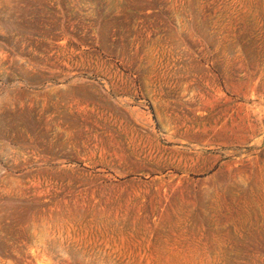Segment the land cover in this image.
Wrapping results in <instances>:
<instances>
[{
	"label": "rangeland",
	"instance_id": "374dc122",
	"mask_svg": "<svg viewBox=\"0 0 264 264\" xmlns=\"http://www.w3.org/2000/svg\"><path fill=\"white\" fill-rule=\"evenodd\" d=\"M0 264H264V0H0Z\"/></svg>",
	"mask_w": 264,
	"mask_h": 264
}]
</instances>
